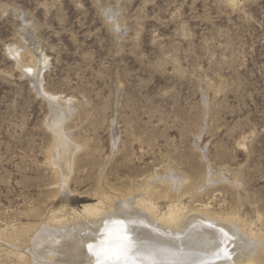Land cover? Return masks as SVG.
Wrapping results in <instances>:
<instances>
[{"label": "rangeland", "instance_id": "1", "mask_svg": "<svg viewBox=\"0 0 264 264\" xmlns=\"http://www.w3.org/2000/svg\"><path fill=\"white\" fill-rule=\"evenodd\" d=\"M126 191L264 237V0H0V232Z\"/></svg>", "mask_w": 264, "mask_h": 264}, {"label": "bare ground", "instance_id": "2", "mask_svg": "<svg viewBox=\"0 0 264 264\" xmlns=\"http://www.w3.org/2000/svg\"><path fill=\"white\" fill-rule=\"evenodd\" d=\"M36 62L31 59L28 65L21 62L19 66L31 70ZM61 145L60 153L70 159L73 145L65 139ZM68 163L61 172L62 183L70 174ZM183 182L177 177L173 194ZM162 183L170 187L168 182ZM152 190L145 188L150 197ZM122 194L109 198L115 199L111 203L103 196L93 205H84L74 219L54 215L36 226L0 232V237L11 247L10 254L17 258L15 264H97L98 250L105 249L102 256L106 257L125 237L136 248L126 257L127 264H257L264 259V237L255 235L238 220L230 221L205 210L187 215L183 206L172 202L158 214L151 200L131 191Z\"/></svg>", "mask_w": 264, "mask_h": 264}, {"label": "snow or ice", "instance_id": "3", "mask_svg": "<svg viewBox=\"0 0 264 264\" xmlns=\"http://www.w3.org/2000/svg\"><path fill=\"white\" fill-rule=\"evenodd\" d=\"M218 243V241H217ZM105 249L101 248L95 255L97 256V264H106V261H114L115 264H120L121 261H125L127 264L126 257L134 254L136 248L130 243L127 237H125L120 243L117 249L107 254L106 257L102 256Z\"/></svg>", "mask_w": 264, "mask_h": 264}]
</instances>
